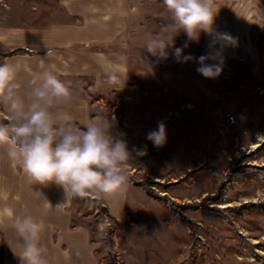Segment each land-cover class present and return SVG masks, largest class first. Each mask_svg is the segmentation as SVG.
<instances>
[{"label":"rangeland","instance_id":"374dc122","mask_svg":"<svg viewBox=\"0 0 264 264\" xmlns=\"http://www.w3.org/2000/svg\"><path fill=\"white\" fill-rule=\"evenodd\" d=\"M214 5L213 28L237 44L223 49L222 72L211 79L197 73L195 61L178 62L172 49L158 60L145 48L167 38L171 17L163 0H135L131 41L107 54L96 42L61 48L48 40V24L71 17L57 0H0V48L18 42L26 49L15 55L25 66L19 80L26 84L41 61L61 79L85 66L66 79L78 100L54 113L67 112L81 128L113 119L114 134H124L130 151L146 147V155L123 166L132 179L123 193L72 199L87 227L86 264H109L106 252L116 264H264V0ZM210 39L201 33L184 55L207 54ZM186 41L181 32L174 47ZM8 115L0 104L7 122ZM159 122L167 141L157 148L146 137ZM21 251L5 245L0 263L9 256L23 264Z\"/></svg>","mask_w":264,"mask_h":264},{"label":"clouds","instance_id":"9594fccd","mask_svg":"<svg viewBox=\"0 0 264 264\" xmlns=\"http://www.w3.org/2000/svg\"><path fill=\"white\" fill-rule=\"evenodd\" d=\"M163 4L171 17V23L165 27L167 38L149 40L145 45L147 51L158 60H166L172 49L178 62L195 61L199 65L197 73L205 78L218 77L222 72V51L235 46L237 38L213 28L214 0H163ZM181 32L188 41L183 47H174V38ZM201 33L211 38L207 54L184 55L188 42L198 43ZM24 67L20 61L0 64V103L7 106L9 113L8 122H0V147L39 186L33 189L34 196L48 202L40 188L50 184L62 188L69 200L123 193L128 182L123 166L146 155V147L130 151L124 134H114L113 119L98 118L81 128L67 112L54 113L58 105L78 100L70 82L41 61V71L24 84L19 80ZM24 88L26 91L22 93ZM146 138L155 147H163L167 141L166 125L159 122L157 130L149 132ZM14 227L21 237L23 264H47L46 250L40 244L44 223L26 215L16 217ZM99 227L104 230L107 225L102 222Z\"/></svg>","mask_w":264,"mask_h":264},{"label":"crops","instance_id":"0c3cea01","mask_svg":"<svg viewBox=\"0 0 264 264\" xmlns=\"http://www.w3.org/2000/svg\"><path fill=\"white\" fill-rule=\"evenodd\" d=\"M57 1L61 6L69 8L71 17H68V23L48 24L47 38L56 44L55 47H81L84 44L96 42L100 43L99 47L105 51L110 49L118 52L131 41L135 27V0ZM8 46L18 47V42ZM16 61L18 58L15 55L0 57V64ZM85 70L86 68L83 66L79 73H63L61 75L65 80L72 77L77 78L80 73H85ZM0 104L3 108L6 106L3 103ZM37 187L39 186L35 185L23 170L7 156L6 149L0 147V235L2 236V238L0 236V249H4L5 245L11 246L18 256L21 237L14 227L15 219L28 215L38 222L42 221L45 225L40 244L46 250L44 257L47 264H86L87 227L81 223V218H78L79 212L71 209L73 200L64 199V197L62 199L63 189L55 184H50L48 187L40 188L51 204L49 205L48 202L34 196L33 189L35 190ZM17 202L16 209L14 203ZM11 203L13 204L11 205ZM5 206L11 212H5ZM117 212L115 216L120 218V210ZM74 217L78 218L77 222L73 220ZM2 233L6 235V239ZM6 248L8 249V247ZM1 261L0 264H18V262L12 261L9 256L2 258Z\"/></svg>","mask_w":264,"mask_h":264},{"label":"trees","instance_id":"16d2710c","mask_svg":"<svg viewBox=\"0 0 264 264\" xmlns=\"http://www.w3.org/2000/svg\"><path fill=\"white\" fill-rule=\"evenodd\" d=\"M21 50H26L24 48H19V47H13V48H10L8 49L7 51H2L0 49V57H10V56H13V55H16L18 53V51H21ZM0 122H7L6 119H4L3 117L0 116ZM128 176V175H127ZM128 181L132 182V179L128 176ZM135 185H140L138 182L135 183ZM144 191L146 194L148 195H152V192L151 191H148L147 189L144 188ZM80 197H75V198H72V199H78ZM169 204V203H168ZM1 236V235H0ZM2 238V236H1ZM105 255L109 258V264H116V261L114 260V257L111 256L108 252L105 253Z\"/></svg>","mask_w":264,"mask_h":264},{"label":"bare ground","instance_id":"6f19581e","mask_svg":"<svg viewBox=\"0 0 264 264\" xmlns=\"http://www.w3.org/2000/svg\"><path fill=\"white\" fill-rule=\"evenodd\" d=\"M62 194H63V196L61 195V198L63 199V197H64V192H63V191H62ZM64 199H67V198H66V197H64ZM4 209H5V212H9V209H8V207H6V206H5V208H4Z\"/></svg>","mask_w":264,"mask_h":264}]
</instances>
